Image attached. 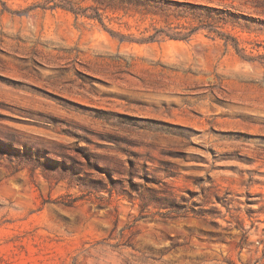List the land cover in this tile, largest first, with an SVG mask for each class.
I'll list each match as a JSON object with an SVG mask.
<instances>
[{
  "label": "rangeland",
  "instance_id": "rangeland-1",
  "mask_svg": "<svg viewBox=\"0 0 264 264\" xmlns=\"http://www.w3.org/2000/svg\"><path fill=\"white\" fill-rule=\"evenodd\" d=\"M0 264H264V0H0Z\"/></svg>",
  "mask_w": 264,
  "mask_h": 264
},
{
  "label": "snow or ice",
  "instance_id": "snow-or-ice-1",
  "mask_svg": "<svg viewBox=\"0 0 264 264\" xmlns=\"http://www.w3.org/2000/svg\"><path fill=\"white\" fill-rule=\"evenodd\" d=\"M98 2H100V3H108V2H112V0H98ZM3 129H0V134H2L3 133Z\"/></svg>",
  "mask_w": 264,
  "mask_h": 264
}]
</instances>
